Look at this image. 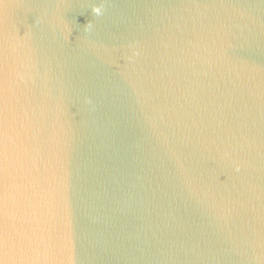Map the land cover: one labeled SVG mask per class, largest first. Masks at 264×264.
<instances>
[{"label": "water", "instance_id": "water-1", "mask_svg": "<svg viewBox=\"0 0 264 264\" xmlns=\"http://www.w3.org/2000/svg\"><path fill=\"white\" fill-rule=\"evenodd\" d=\"M0 264H264V0H0Z\"/></svg>", "mask_w": 264, "mask_h": 264}, {"label": "clouds", "instance_id": "clouds-1", "mask_svg": "<svg viewBox=\"0 0 264 264\" xmlns=\"http://www.w3.org/2000/svg\"><path fill=\"white\" fill-rule=\"evenodd\" d=\"M96 15H101V9L100 8H95L92 10ZM86 28L90 29L91 28V24L90 22L88 24L85 25Z\"/></svg>", "mask_w": 264, "mask_h": 264}]
</instances>
